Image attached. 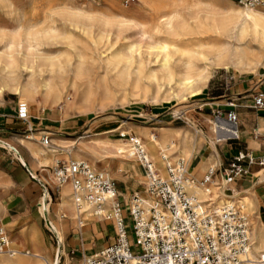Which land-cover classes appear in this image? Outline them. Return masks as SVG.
I'll return each instance as SVG.
<instances>
[{
	"label": "rangeland",
	"instance_id": "rangeland-1",
	"mask_svg": "<svg viewBox=\"0 0 264 264\" xmlns=\"http://www.w3.org/2000/svg\"><path fill=\"white\" fill-rule=\"evenodd\" d=\"M126 1L0 0V109L12 107L15 109L16 117L19 105L23 104L26 106L28 117L25 129L29 123L36 121L35 116L40 109L36 108L31 101L20 98L13 91L5 88L7 78L19 79L18 81L21 80L20 82L23 83L32 73L30 79L38 83L50 81L62 92L59 104L50 108L58 113L63 122L58 134L59 139L65 141L59 142L61 147H66L73 141L84 143L94 139L114 141L119 136L128 140L129 135H134L131 130L127 131L128 125L173 127L177 131L169 132L173 137L171 140L177 146L180 144L186 146L191 154L200 147L199 144L197 145V139H200V142L206 139L211 145L214 140L209 133V124L216 118L209 117L208 111L202 104L225 103V98H208L228 94L230 83L249 79L254 75L256 79L264 75V71L258 69L251 73L250 71L237 73L230 66L227 69L210 66L208 83L196 97H190L187 90L178 91L174 87L161 86L160 74L157 76V81L149 78L150 71L158 69L159 65L153 62V56H147L148 38L156 36L162 39L169 46L168 51L171 52L174 48L196 50L202 43L204 35L197 33L193 20L187 19L188 14L184 16L187 19L188 29L182 30V23L176 21L174 22L176 35H171L167 33L163 22L164 15L168 11L150 12L147 17L140 18L137 14L139 15L140 12L141 0L133 3H126ZM223 1L233 9L241 8L234 0ZM139 24H142L143 28L138 26ZM156 31L160 34L156 35ZM131 45L136 47L133 49L135 60L130 67H127L123 61L124 64L113 59L120 50L125 53ZM135 68L138 70L135 71ZM66 97L73 105L81 108L80 112L72 107L67 114H64L63 106ZM37 99L39 100V97ZM47 109L49 108L46 107ZM72 121H75L74 124L71 123ZM35 127L34 125L33 128ZM154 131L159 137L160 132ZM12 132L15 131H6L7 134ZM35 137L37 139V136ZM50 145L51 142L45 147L37 146L46 149ZM14 148L19 150L17 146ZM170 150L165 154L171 155L176 152L169 158L172 165L178 159H183L184 163L189 161L187 156H177L178 151L175 147H170ZM55 155L56 159L67 160L62 149H59ZM92 159L88 157L83 161L96 171L105 173L104 170L108 165L117 167L116 161ZM131 161L138 162L135 157ZM54 165L55 163H51L50 167ZM136 169V179L144 183V179L139 178L140 171L137 166ZM158 174L162 177V174ZM134 188H137L135 192L144 190L143 184L137 183ZM215 192L214 187L211 197H214ZM52 200L54 201L53 197ZM121 207L124 210L123 217L128 228L131 251L133 254H139L140 248L135 245L131 221L126 216L128 209L126 203H123ZM248 215L251 230L255 226L253 220L256 217L264 221L258 210L248 211ZM4 226L10 227L6 222ZM30 228H36L39 232L41 248L48 264H51L56 252L55 249L51 252L48 245L54 242L44 221L40 227L41 230L31 223L23 226L17 234L13 235L11 248L16 250L14 255L30 252L29 244L24 237V233Z\"/></svg>",
	"mask_w": 264,
	"mask_h": 264
},
{
	"label": "crops",
	"instance_id": "crops-1",
	"mask_svg": "<svg viewBox=\"0 0 264 264\" xmlns=\"http://www.w3.org/2000/svg\"><path fill=\"white\" fill-rule=\"evenodd\" d=\"M255 76L230 83L228 94L214 95L208 98H225V102L227 98H230L236 101V105H239V103L245 104L242 107L227 108L223 102H206L202 104L205 110L208 111L209 117L216 118L215 112L218 111L224 122H226L224 120L225 114L234 110L237 116V139H229L228 134L219 133L218 131L219 138H217L214 145H210L206 139H204V142L197 139V145L199 144L200 147L191 154L186 146H181V144L177 146L171 140L173 137L170 136L169 132L177 129L173 127H147L160 132L159 137L155 133L154 135L157 140L164 143L166 150H170L173 145L178 151L177 156L188 157L189 161L183 163L189 175L195 181H200L210 167L218 169L220 165H224L239 151L249 152L256 161L264 157V108L253 109L248 106L250 96L256 92L264 93V75L256 79ZM14 110L12 107L0 109V112H2L0 113V223L6 231L9 247L12 249L13 235L17 234L23 226L34 223L40 229L44 221L54 242V244H47L51 248V252L54 249L56 252L51 264H82L84 258L92 257L113 242L116 233L114 223L112 220H101L85 214L82 216V224L79 225L76 212L74 213L68 206V196L71 195L70 184L68 183L69 185L65 191H63L64 186L62 189L60 188L61 192L59 189H55L50 164H56L58 161L76 162L66 150L69 146L77 143L73 141L66 147H61V144H59V142L65 141L59 139L58 136L63 124L58 113L51 109H44V111L40 109L35 116L36 121L29 123L25 129L26 122L18 121ZM73 122L75 121L71 123ZM34 125L35 128H33ZM229 126L234 131L230 124ZM28 129L33 131L31 133L32 139L25 138L24 133ZM8 130H14L15 132L7 134L6 131ZM43 135L50 136L49 144L51 142V145L49 148L39 147L40 145L47 146L41 143ZM35 136H37V139ZM120 137H118V141L96 139L93 149L98 154L85 153L84 158L92 157L94 161L108 159L117 162V167L108 165L104 170V174L115 182V189L121 206L126 203L128 208L129 199L133 194L138 193L141 197L145 196L144 190L135 192L137 188L135 189L134 185L137 183L144 184L136 179V166L140 171L138 173L139 178L144 179V177L139 163L131 161L133 157L131 156L130 143L122 141L119 139ZM14 146H17L19 150ZM35 148L39 149L38 156L33 154ZM59 149L64 151L67 160L62 157V159H56L55 153ZM43 150L47 151L45 156L42 153ZM175 153L173 152L169 158ZM211 163H214V165L211 166ZM215 181L219 183V175L215 177ZM219 185L222 186V190L227 197L248 198L253 205L254 209L252 210H258L264 219V165L261 166L258 162H255L250 166L249 178L236 180L229 187L224 186L221 182ZM43 187L48 190L45 191ZM61 197H64L67 201L64 206L60 204ZM43 203L48 205L46 216L41 211ZM253 221L264 224V221L259 217H256ZM4 222L8 223L10 227H5ZM32 231L37 230L36 228L27 230L28 233Z\"/></svg>",
	"mask_w": 264,
	"mask_h": 264
},
{
	"label": "built area",
	"instance_id": "built-area-1",
	"mask_svg": "<svg viewBox=\"0 0 264 264\" xmlns=\"http://www.w3.org/2000/svg\"><path fill=\"white\" fill-rule=\"evenodd\" d=\"M239 6L259 9L264 13V0H234ZM136 0H127L133 3ZM248 106L264 108V93L249 97ZM227 98L225 107L234 109L243 103ZM216 118L222 119L218 111ZM16 119L27 122L26 106L20 104ZM224 120L234 131L229 139H237V116L234 110L225 114ZM30 129L25 138L32 139ZM49 135L41 137L43 145L49 144ZM132 156L143 171L144 189L150 197L146 203L137 194L128 202L127 218L139 254H133L128 238V228L123 209L115 189V182L104 173L96 171L84 162L58 161L51 168L55 189L65 183L71 187V198L78 224L87 211L101 220H112L115 228L113 242L82 264H242L251 249V227L246 205L241 197L226 201L212 200V189L219 185L229 187L239 179L249 178L250 166L255 162L264 165V157L256 159L247 151H239L219 168L210 167L200 181L191 177L182 161L165 165L166 177L162 178L143 151L140 141L129 137ZM219 175V183L215 177ZM188 183L198 185L209 197L198 201L186 190ZM45 191L48 189L43 187ZM109 205L107 206V202ZM87 206L88 210H84ZM9 240L0 223V255L11 254Z\"/></svg>",
	"mask_w": 264,
	"mask_h": 264
},
{
	"label": "bare ground",
	"instance_id": "bare-ground-1",
	"mask_svg": "<svg viewBox=\"0 0 264 264\" xmlns=\"http://www.w3.org/2000/svg\"><path fill=\"white\" fill-rule=\"evenodd\" d=\"M240 7V9H233L223 0H141V7L139 10L141 14L139 12V15L137 14L138 17L145 18L150 12L168 11V13L164 15L163 20L167 33L176 35V30L174 27V22L176 21L182 23V30L188 29L186 22L187 19H190L193 20L197 33H199L200 35H204V38H202L201 40L202 43L197 46L196 50L190 48H174L171 52L168 51L169 46L165 44L162 39L157 38L155 35V38L149 37V52L147 56H153V62L159 65L158 69L154 67L156 70L150 71L149 78L152 80H156L157 76L160 74L159 78L162 82L161 86H168L169 88L174 87L178 91L187 90L189 91L190 97H196L200 95L202 88H205L208 83L210 66L222 69H227L230 66L237 73L245 71H250L251 73L256 72L258 69H262L264 71V13L259 9H249L242 6ZM186 14H188L187 19L184 17ZM138 26L143 28L142 24H139ZM155 34L158 35L160 34V32L156 31ZM134 47L136 46H129L125 53L124 51L120 50V52L117 53V55H115L113 59L121 63L123 61L125 62V65L127 67H130L135 60V57L133 56ZM79 60L80 59L78 58V61ZM136 69L137 68H135V71ZM31 77L32 73L30 75V78ZM30 78L23 83L20 82L21 80L18 81L19 79L17 80L14 78H7L5 88L13 91L20 98L31 101L36 108H39L43 111L44 109H46V107L49 109L56 107L61 100L60 94L62 92H60L59 87H57L50 81L38 83ZM62 78L63 77H61V79ZM37 97H39V100L37 99ZM72 107H75V110H77V112H80L81 110L80 107H78L77 105H73L71 101H69V99H67L66 97L63 106L64 114H67V112ZM123 123L126 125L125 121ZM127 127V131L131 130L134 135H137H135V138L140 141L141 147L145 152L147 158L152 162L154 169L158 173L162 174V178L165 177V165L170 162V155L165 154V152H167L168 150H166L164 143L156 139L154 135L155 129L136 125H128ZM218 129H221L227 133H231V131H233L229 124L224 122L222 119L216 118L215 120L210 121L209 133L214 140L211 145H214L217 138H219ZM172 131L174 132L177 130H171V132ZM129 137L134 136L130 135ZM119 139L129 143V141L126 140V138L123 136H121ZM95 143L96 139L90 140L89 142L85 143L78 141L77 143L69 146L66 152L71 155L72 159L76 161V163H79L82 159H85V153L98 154L97 151L93 149V145ZM172 147L174 148L173 145L171 146V148ZM46 152V150L42 151L44 156L46 155ZM33 154L35 156H38L39 149L35 148ZM179 161L184 162V160L179 159L173 164L176 165ZM89 167L91 166L89 165ZM91 168L94 169L93 167ZM65 184L67 185L62 184L59 186L60 192L63 186V191L67 189L69 184ZM186 190L189 194L195 196L198 201L202 202L209 198L204 193L202 188L194 183H188L186 186ZM215 191L216 192L214 197H210L212 200L226 201L233 199L232 197H227L224 194L221 185L215 186ZM135 194L138 195V193ZM144 194V197H141L140 195L138 196L146 203H148L150 201V197L147 195L145 189ZM70 196H68V206L75 213L74 204ZM242 199L248 211L254 209L252 203L248 198ZM60 204L62 206L67 204V201L64 199V197H61ZM108 205L109 201L107 202V206ZM84 210L87 211L88 207L85 206ZM41 211L43 215L46 216L48 212V205L43 203V205L41 206ZM85 214H89L91 216V213L89 211H87ZM38 233V231L24 233V237L29 244L30 252H26L24 254L17 253L18 255H14V251L16 250H12L13 253L11 254H1L0 264H48L44 256V252L41 249ZM251 243L252 248L251 250H249L250 253L248 252L246 257L243 259L242 264H264V224L255 221V226H253L251 230Z\"/></svg>",
	"mask_w": 264,
	"mask_h": 264
}]
</instances>
